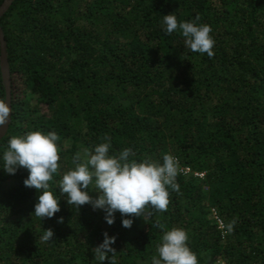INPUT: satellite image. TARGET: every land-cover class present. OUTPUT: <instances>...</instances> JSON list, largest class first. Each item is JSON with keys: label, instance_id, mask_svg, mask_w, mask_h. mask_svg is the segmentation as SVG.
<instances>
[{"label": "trees", "instance_id": "16d2710c", "mask_svg": "<svg viewBox=\"0 0 264 264\" xmlns=\"http://www.w3.org/2000/svg\"><path fill=\"white\" fill-rule=\"evenodd\" d=\"M172 13L211 27L212 57L164 33ZM0 29L10 82L0 154L13 136L55 132L49 191L60 205L52 218L31 216L27 170L9 175L0 160V264H101L93 249L105 232L116 239L103 264H151L172 228L198 264H264V0H13ZM105 135L110 155L175 157L166 211L146 209L126 229L119 212L109 226L103 211L66 203L59 180Z\"/></svg>", "mask_w": 264, "mask_h": 264}, {"label": "clouds", "instance_id": "9594fccd", "mask_svg": "<svg viewBox=\"0 0 264 264\" xmlns=\"http://www.w3.org/2000/svg\"><path fill=\"white\" fill-rule=\"evenodd\" d=\"M198 21L197 16L192 21L178 23L172 13L163 15L162 27L166 35L178 32L189 51L212 57L215 42L210 35L211 27ZM9 113L5 99H0V128L8 123ZM57 140L55 132L30 131L23 136L11 137L0 154L2 170L7 174L15 175L20 168L27 170L28 176L23 184L38 193L31 216L35 215L41 221L52 218L60 211L59 199L49 191V181L59 166ZM104 141L95 145L92 151L84 149L82 154L74 156V168L65 172L59 180V192L66 197V203L77 210L88 204L93 211H103L109 226L115 222V214L119 212L121 226L126 229L132 227V217H142L146 209L166 211L169 204L167 188L177 189L174 181L178 162L175 157L164 155L162 164L147 159L137 162L129 160L133 155L131 148L123 149L118 155H110V138L105 135ZM90 186H94L97 193L95 199L89 195L93 191ZM58 222H62V218ZM231 227L230 224L229 230ZM53 235V231L47 229L41 239L48 242ZM103 236V242L93 249L95 258L101 264L109 254L115 253L111 245L116 239L107 232ZM187 241L188 235L181 228L163 231L151 264H198L196 254L188 247Z\"/></svg>", "mask_w": 264, "mask_h": 264}, {"label": "water", "instance_id": "95a60500", "mask_svg": "<svg viewBox=\"0 0 264 264\" xmlns=\"http://www.w3.org/2000/svg\"><path fill=\"white\" fill-rule=\"evenodd\" d=\"M13 0H4L2 5L0 6V18L1 16L6 12L10 4L12 3ZM0 71H1V77L4 83L5 87V102L9 106V101H10V91H9V70L7 66V60H6V53H5V42L3 39V35L0 29ZM9 119H10V113H9ZM9 122L6 123L2 128H0V138L6 133Z\"/></svg>", "mask_w": 264, "mask_h": 264}, {"label": "built area", "instance_id": "2783aa9c", "mask_svg": "<svg viewBox=\"0 0 264 264\" xmlns=\"http://www.w3.org/2000/svg\"><path fill=\"white\" fill-rule=\"evenodd\" d=\"M196 176H198V177H200V178H202V177H203V175H202V174H200V175L196 174ZM220 226H221V224H220Z\"/></svg>", "mask_w": 264, "mask_h": 264}]
</instances>
